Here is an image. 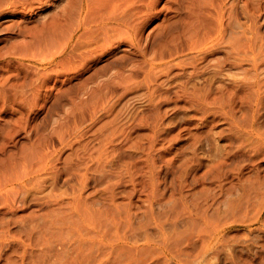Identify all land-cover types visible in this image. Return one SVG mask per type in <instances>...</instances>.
Masks as SVG:
<instances>
[{
  "label": "rangeland",
  "instance_id": "obj_1",
  "mask_svg": "<svg viewBox=\"0 0 264 264\" xmlns=\"http://www.w3.org/2000/svg\"><path fill=\"white\" fill-rule=\"evenodd\" d=\"M0 264H264V0H0Z\"/></svg>",
  "mask_w": 264,
  "mask_h": 264
},
{
  "label": "bare ground",
  "instance_id": "obj_2",
  "mask_svg": "<svg viewBox=\"0 0 264 264\" xmlns=\"http://www.w3.org/2000/svg\"><path fill=\"white\" fill-rule=\"evenodd\" d=\"M22 93H23L22 91H18V92H15V93H14V91H13V93H10V92H8V91H5V92H4V96H10V94H14V95L18 96L17 94L20 95V94H22ZM16 96H15V97H16Z\"/></svg>",
  "mask_w": 264,
  "mask_h": 264
}]
</instances>
